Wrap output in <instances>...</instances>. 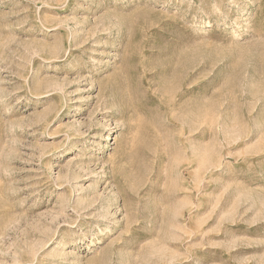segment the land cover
<instances>
[{
	"label": "rangeland",
	"instance_id": "obj_1",
	"mask_svg": "<svg viewBox=\"0 0 264 264\" xmlns=\"http://www.w3.org/2000/svg\"><path fill=\"white\" fill-rule=\"evenodd\" d=\"M0 264H264V0H0Z\"/></svg>",
	"mask_w": 264,
	"mask_h": 264
},
{
	"label": "bare ground",
	"instance_id": "obj_2",
	"mask_svg": "<svg viewBox=\"0 0 264 264\" xmlns=\"http://www.w3.org/2000/svg\"><path fill=\"white\" fill-rule=\"evenodd\" d=\"M110 89H111V88H110ZM114 98H115V97H114ZM114 100H115V99H114ZM132 102L134 103V101H132ZM133 103H130V105L133 104ZM134 104H135V103H134ZM134 104H133V105H134ZM131 106H132V105H131ZM129 107H130V106H129ZM152 156H153V155H152ZM156 156H157V155H156ZM153 158H154V157H153ZM156 158H158V157H156ZM157 160H158V159H156V161H157ZM153 162H155V161H153ZM113 172H114V171H113ZM111 173H112V172H111ZM114 174H116V173L114 172ZM114 174H113V175H114ZM113 175H112V176H113ZM112 179H113V177H112ZM115 179H116V178H115ZM112 181H114V180H112ZM114 186H115V185H114ZM119 190H120V189H119ZM118 192H119V191H118ZM118 196H119V195H118ZM112 204H113V203H112ZM112 204H111V203H110V204L108 203L107 205H108V207H109V206H111ZM106 207H107V206H106Z\"/></svg>",
	"mask_w": 264,
	"mask_h": 264
}]
</instances>
